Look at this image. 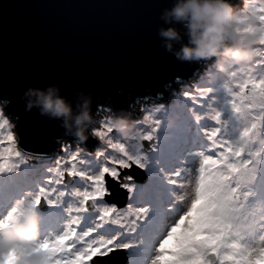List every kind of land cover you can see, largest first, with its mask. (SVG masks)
Listing matches in <instances>:
<instances>
[{"label": "snow or ice", "instance_id": "snow-or-ice-1", "mask_svg": "<svg viewBox=\"0 0 264 264\" xmlns=\"http://www.w3.org/2000/svg\"><path fill=\"white\" fill-rule=\"evenodd\" d=\"M249 10L264 26V0H247L245 19ZM230 77L219 86L181 85L176 95L191 101L190 122L163 127L156 114L167 115L168 107L144 103L137 123L148 130L117 138L103 118L94 133L103 147L65 145L43 183L0 214V228L27 204H63L67 227L38 244L47 246L48 264H114L120 252L127 264H264V56ZM40 159L18 149L0 110V176L28 175ZM134 167L145 181L130 174ZM119 194L123 207L112 200Z\"/></svg>", "mask_w": 264, "mask_h": 264}, {"label": "water", "instance_id": "water-1", "mask_svg": "<svg viewBox=\"0 0 264 264\" xmlns=\"http://www.w3.org/2000/svg\"><path fill=\"white\" fill-rule=\"evenodd\" d=\"M174 2L0 0V100L14 123L19 149L47 158L61 151L63 142L76 143L60 120L38 108L27 110L23 94L29 87L59 83L62 95L74 102L78 90L91 93L99 117L105 111L98 112L100 105L132 112L138 98L167 100L173 89L196 79L206 62L180 61L159 35L169 26L161 14ZM176 26L186 33L182 24ZM98 143L90 135L80 146L90 151ZM133 175L146 179L143 172ZM112 200L126 204L123 194ZM120 253L114 264H127Z\"/></svg>", "mask_w": 264, "mask_h": 264}, {"label": "clouds", "instance_id": "clouds-1", "mask_svg": "<svg viewBox=\"0 0 264 264\" xmlns=\"http://www.w3.org/2000/svg\"><path fill=\"white\" fill-rule=\"evenodd\" d=\"M244 5H247L245 0ZM244 5L237 8L232 0H175L165 8L161 19L168 27H161L159 35L166 50L180 61L211 62L215 78L220 82L230 80V71L252 65L264 56V26L259 14L249 10L244 18ZM182 24L186 33L176 25ZM250 28L247 32L241 29ZM185 34L188 37L184 43ZM177 43L180 47L177 48ZM75 102L62 95L59 83L46 88L32 86L23 94L27 110L38 108L42 115L60 120L66 134L84 145L94 135L99 120L93 112L94 96L78 90ZM104 119L110 122L119 137L138 134L137 121L129 109L108 106ZM42 209L27 204L17 219L0 228V264H48L47 246L39 247Z\"/></svg>", "mask_w": 264, "mask_h": 264}, {"label": "rangeland", "instance_id": "rangeland-1", "mask_svg": "<svg viewBox=\"0 0 264 264\" xmlns=\"http://www.w3.org/2000/svg\"><path fill=\"white\" fill-rule=\"evenodd\" d=\"M244 2H245V0H239L235 4V6L237 8H242ZM210 63L211 62L205 63V66L202 68L201 72L198 74L196 79H194L191 83L181 84V85L186 86L183 90H194L197 86H208L210 84L215 85V86H219L221 82L215 78L214 69H212L209 66ZM181 85H179L178 88H175L170 92V95L167 98V100L151 99L150 101L142 102L141 104H138L135 107L137 110L134 108L132 111L134 119L136 121H138V120L143 119V117L146 115L145 112L141 111V108H142L144 103H147L149 106L159 105V104L163 103L168 107V114L167 115H165L164 113L156 114L157 118L161 119L162 121L164 120V122L162 123L163 127H167L170 121L173 123L190 122L189 107L191 105V101L188 99H185L182 95H176V93L181 91ZM0 110H3L6 118L10 119L9 116L7 115L5 109H4V104L1 100H0ZM105 115H106L105 111L100 112L98 119L102 120L105 117ZM13 124L14 123L11 121V129L17 137L15 127ZM99 126H100V123H98L96 128ZM137 130L138 131H147L148 126L147 125H144V126L137 125ZM114 134H115V137L119 138L118 133H116L114 131ZM65 145L80 146L77 143L71 144L70 142H63L60 149L62 150ZM101 145H102V142L99 141L98 145H96V147L93 150H90V151L86 150V149L85 150L88 152H94V151L98 150L99 148H101ZM9 146L10 145L7 141L3 145V147H9ZM17 146H18V140H17ZM18 149H19V147H18ZM55 154L56 155H54L52 157H47V158H43V159L38 160L37 161V169H36L37 171H34L28 175H20V176H17L14 178L16 181H21L22 185L20 186V189L15 191L14 194H10L8 202H2V204H0L1 205L0 210H1V207L7 206L9 208L10 206L13 205V203L15 202V200L17 198L23 197L27 191H33L34 192L37 189L38 185L43 183V179H44V175H45V173H44L45 167L51 163L52 159L57 157V154L63 155V152L58 151ZM131 171L133 173L139 172L140 175H141V172H143L142 170L137 169L135 167L132 170H130V174L133 175V173ZM143 174H144V172H143ZM135 179L137 180V182H143L142 177H140V179H137V177H135ZM161 185H162V183H161ZM167 190L168 189L164 188L162 185L161 192H162L163 198H165V199L167 198V196H166ZM178 191L182 192V190H179V189H178ZM123 206H125V205H123ZM123 206H121V207H123ZM40 207L42 209V215L45 216L44 217L45 220L43 219V221H41L42 240L46 237L54 238L55 236L62 234V232L67 227V221L69 219L68 214L66 212V205L62 204V205L50 206L47 203H42L40 205ZM60 209L64 210L62 215H61ZM6 210L0 211V214L5 212ZM56 216H59V217L55 218L56 220H54L53 218ZM123 254L126 256V253L123 252ZM116 255H119V254H116Z\"/></svg>", "mask_w": 264, "mask_h": 264}, {"label": "bare ground", "instance_id": "bare-ground-1", "mask_svg": "<svg viewBox=\"0 0 264 264\" xmlns=\"http://www.w3.org/2000/svg\"><path fill=\"white\" fill-rule=\"evenodd\" d=\"M163 122H164V120L162 121V123ZM101 147H103V145H101ZM21 185H22L21 181H16L12 177H2V176H0V204H2V202H8L10 194H14L16 190L20 189ZM161 187H162V185H161ZM166 196L168 197V190L166 191ZM6 209H8L7 206L6 207H1L0 211L6 210ZM60 211H61V215H62L64 210L60 209ZM59 216H56L53 219L56 220L55 218H57ZM44 217L45 216L42 215L41 221H43V219L45 220Z\"/></svg>", "mask_w": 264, "mask_h": 264}]
</instances>
